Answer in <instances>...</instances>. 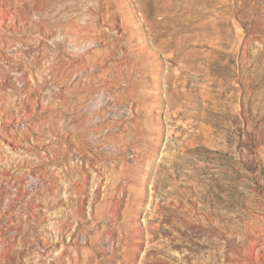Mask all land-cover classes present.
Returning <instances> with one entry per match:
<instances>
[{"label": "rangeland", "instance_id": "rangeland-1", "mask_svg": "<svg viewBox=\"0 0 264 264\" xmlns=\"http://www.w3.org/2000/svg\"><path fill=\"white\" fill-rule=\"evenodd\" d=\"M17 1L0 264H264V0Z\"/></svg>", "mask_w": 264, "mask_h": 264}, {"label": "bare ground", "instance_id": "bare-ground-1", "mask_svg": "<svg viewBox=\"0 0 264 264\" xmlns=\"http://www.w3.org/2000/svg\"><path fill=\"white\" fill-rule=\"evenodd\" d=\"M17 2H18L17 0H0V38H2V39H4V36H6V38L9 37L10 33H12V32H15V33L21 32L22 28L25 26V19L22 18L21 16H19V7L14 6V4H16ZM1 112H5V109H0V113ZM110 212L112 213V211H110ZM105 214H107V213H105ZM113 215H114V212H113ZM55 229L58 233H60L62 231L63 223L61 220H58V222L56 223ZM105 232H107V231H105ZM120 234H121L120 235L121 239L119 240V243L116 242V244H114V248H113V252H112V260L115 262V264H147L149 251L145 250L143 255H142V249L140 247L142 245V243H136L135 248L136 247L137 248L134 251H132L130 248L131 244H133L131 241L132 240L131 235H129V233L127 231L124 233L121 231ZM104 235H105V233H104ZM126 236H128V238H126ZM109 237H110V235H109ZM121 244H122V247H121ZM120 247L122 248V252L120 251ZM132 249H133V247H132ZM141 255H142V258H141ZM225 257H226V254H225ZM97 264H99V262H97Z\"/></svg>", "mask_w": 264, "mask_h": 264}]
</instances>
